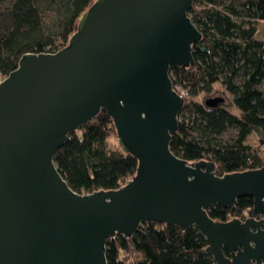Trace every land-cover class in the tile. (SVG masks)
<instances>
[{
    "label": "water",
    "instance_id": "1",
    "mask_svg": "<svg viewBox=\"0 0 264 264\" xmlns=\"http://www.w3.org/2000/svg\"><path fill=\"white\" fill-rule=\"evenodd\" d=\"M192 3L94 0L65 48L24 54L0 82V264H107L106 241L147 222L196 227L214 264H264V162L218 176L213 162L170 151L185 102L170 67L192 66L201 40ZM101 111L138 165L116 190L78 194L54 156ZM241 197L255 217L207 215Z\"/></svg>",
    "mask_w": 264,
    "mask_h": 264
},
{
    "label": "trees",
    "instance_id": "2",
    "mask_svg": "<svg viewBox=\"0 0 264 264\" xmlns=\"http://www.w3.org/2000/svg\"><path fill=\"white\" fill-rule=\"evenodd\" d=\"M93 1L0 0V76L14 71L26 53L65 48ZM188 16L201 40L192 46V66L170 67L173 87L186 92L170 151L188 163L213 162L218 176L258 169L264 162V39L258 28L264 0H193ZM215 86L219 97H213ZM200 95L202 103L192 100ZM253 133L256 147L248 143ZM115 138L105 111L68 134L54 163L70 190L82 195L116 190L135 175L137 159L119 144L112 149ZM252 208V198L241 197L230 208L212 206L206 212L227 222L255 217ZM207 245L196 227L182 231L147 222L129 237L108 239L105 257L107 264H214Z\"/></svg>",
    "mask_w": 264,
    "mask_h": 264
},
{
    "label": "rangeland",
    "instance_id": "3",
    "mask_svg": "<svg viewBox=\"0 0 264 264\" xmlns=\"http://www.w3.org/2000/svg\"><path fill=\"white\" fill-rule=\"evenodd\" d=\"M258 28H259V33H260V35H261V37L264 39V23H258ZM179 90H182V88L179 86V85H177L176 86ZM174 88V87H173ZM215 90V94L213 95V97H219V96H221L222 95V92H221V90H220V88L218 87V86H215V88H214ZM203 99H204V96H202V95H200V96H198V97H196V98H193L192 100L193 101H195V102H198V103H202L203 102ZM229 136H230V133H227V134H224L223 136H222V138L224 139V140H227L228 138H229ZM258 142V137H257V135L255 134V133H253L250 137H249V139H248V143H250V144H252L254 147H256L257 146V143ZM110 147L112 148V149H116L117 147H118V143H117V138H115V140H110Z\"/></svg>",
    "mask_w": 264,
    "mask_h": 264
},
{
    "label": "built area",
    "instance_id": "4",
    "mask_svg": "<svg viewBox=\"0 0 264 264\" xmlns=\"http://www.w3.org/2000/svg\"><path fill=\"white\" fill-rule=\"evenodd\" d=\"M5 78H6V77L0 76V82H1L2 80H4ZM174 90H175L179 95H181L183 98H185V96H186V92H185V91H183V90H179L177 87L174 88ZM177 119H178V121L181 120L179 117H178Z\"/></svg>",
    "mask_w": 264,
    "mask_h": 264
}]
</instances>
